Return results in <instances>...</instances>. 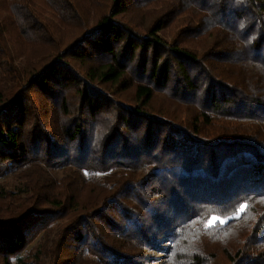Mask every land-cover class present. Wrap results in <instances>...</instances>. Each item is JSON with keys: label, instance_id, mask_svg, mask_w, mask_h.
<instances>
[{"label": "trees", "instance_id": "trees-1", "mask_svg": "<svg viewBox=\"0 0 264 264\" xmlns=\"http://www.w3.org/2000/svg\"><path fill=\"white\" fill-rule=\"evenodd\" d=\"M151 1L84 26L81 0H0V176L21 181L0 189V264H149L165 241L166 264H264V0L116 17Z\"/></svg>", "mask_w": 264, "mask_h": 264}, {"label": "rangeland", "instance_id": "rangeland-1", "mask_svg": "<svg viewBox=\"0 0 264 264\" xmlns=\"http://www.w3.org/2000/svg\"><path fill=\"white\" fill-rule=\"evenodd\" d=\"M110 0H94L93 2L89 0H81L80 6L82 7V15L84 18V26H90L92 25L95 20L98 18V16L103 13L104 4L109 6ZM173 5L165 2V0H153L149 4H146L138 9H129L128 12L122 13L117 15V18L123 19L124 22H126L131 28L134 30H144L147 28L151 21L154 18H157L163 11L167 10L169 7ZM5 10V9H4ZM2 10L4 14H6V11ZM186 13H178L173 22H170V24L166 27H164L162 30L159 31V34L166 40L171 41L176 33L179 31L181 26L184 24L183 19L185 17ZM50 17V16H49ZM17 36V35H16ZM9 42L7 44V47L9 48L10 55V61L12 65H14L17 69H19V72L22 74V69L25 66L29 67V64H25L26 61V54L23 53L25 51L24 47L22 46V41L17 37V39L14 37H9L7 39ZM23 50V51H22ZM29 57V56H27ZM26 58V59H25ZM31 58V57H30ZM6 86L9 89H12L11 87L14 86V84H6ZM128 96V95H127ZM155 106L161 105L164 106L165 104L162 102V99L158 96L155 99L154 102ZM176 107L175 105L168 104L166 109H170ZM49 118L50 115H47ZM57 127V124L55 125ZM53 127V126H52ZM55 128V127H54ZM19 168H15L12 171H9L5 173L4 175L0 176V189L7 190V191H13L15 190V186L19 185L21 181H19ZM51 175L55 176L56 178H59L63 176L62 171H51ZM20 186V185H19ZM243 208V205L238 209L237 213L230 216V217H221L215 214H212L208 216V218L204 221L203 225L209 223L210 220H212L213 217L217 218V221L213 225H222L228 221L229 218L238 216L241 212V209ZM220 221H224V223H220ZM53 235V233H52ZM39 236V235H38ZM39 237H36V239L27 247L26 250L30 249L31 246L38 240ZM204 241L207 242L208 247L212 248L218 258L222 257L223 255V249L230 246L232 244V240H227L224 244L221 241H210L208 239H205ZM228 242V243H227ZM163 249H154L152 251V255L154 256V259L149 264H166L168 262V258L171 255V245L172 243L170 241H165L164 243H161ZM167 246V247H166ZM166 247V248H165ZM165 248V249H164Z\"/></svg>", "mask_w": 264, "mask_h": 264}, {"label": "snow or ice", "instance_id": "snow-or-ice-1", "mask_svg": "<svg viewBox=\"0 0 264 264\" xmlns=\"http://www.w3.org/2000/svg\"><path fill=\"white\" fill-rule=\"evenodd\" d=\"M241 211H243V209H241ZM216 221H217V218L213 217L212 220H210L209 223L205 225V228L211 227ZM220 223H224V221H220Z\"/></svg>", "mask_w": 264, "mask_h": 264}]
</instances>
